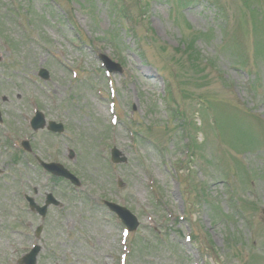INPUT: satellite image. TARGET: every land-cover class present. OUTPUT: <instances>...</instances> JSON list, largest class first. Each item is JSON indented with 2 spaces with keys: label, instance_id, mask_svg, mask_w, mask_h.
I'll return each instance as SVG.
<instances>
[{
  "label": "rangeland",
  "instance_id": "rangeland-1",
  "mask_svg": "<svg viewBox=\"0 0 264 264\" xmlns=\"http://www.w3.org/2000/svg\"><path fill=\"white\" fill-rule=\"evenodd\" d=\"M0 107V264L37 243L38 264H264V0H0ZM29 137L83 189L12 148ZM26 175L63 203L45 222L11 209ZM104 201L141 222L126 243Z\"/></svg>",
  "mask_w": 264,
  "mask_h": 264
},
{
  "label": "water",
  "instance_id": "water-1",
  "mask_svg": "<svg viewBox=\"0 0 264 264\" xmlns=\"http://www.w3.org/2000/svg\"><path fill=\"white\" fill-rule=\"evenodd\" d=\"M102 60L106 62L107 68L109 70L121 72L120 67L112 64L107 58L102 57ZM43 76L44 78H48V74L46 72H43ZM40 123L41 124L38 125V127L43 126L44 124L43 120H41ZM120 156H121V153L117 150H114L113 155H112L113 162L114 163H125L126 159L125 158L120 159ZM45 168L51 171L55 175L63 176L65 178L70 179L76 185L80 184L79 181L69 171L63 168V166L53 164V165H45ZM107 205L110 207L112 211L119 214V216L124 220L125 223H127L131 227L132 230H135L138 227L137 220L129 212L115 205H112V204H107ZM28 264H35V259L32 258L31 261L28 262Z\"/></svg>",
  "mask_w": 264,
  "mask_h": 264
},
{
  "label": "flooded vegetation",
  "instance_id": "flooded-vegetation-1",
  "mask_svg": "<svg viewBox=\"0 0 264 264\" xmlns=\"http://www.w3.org/2000/svg\"><path fill=\"white\" fill-rule=\"evenodd\" d=\"M33 192H34V195L36 196V197H38L40 200H42V194L38 191V190H36V189H34L33 190ZM45 200V198H44V196H43V201ZM14 209H16V206L14 205Z\"/></svg>",
  "mask_w": 264,
  "mask_h": 264
}]
</instances>
